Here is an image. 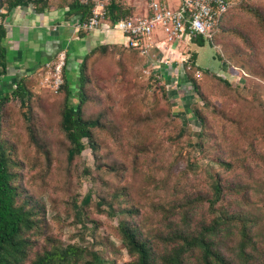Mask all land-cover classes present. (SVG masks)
<instances>
[{"label": "rangeland", "instance_id": "1", "mask_svg": "<svg viewBox=\"0 0 264 264\" xmlns=\"http://www.w3.org/2000/svg\"><path fill=\"white\" fill-rule=\"evenodd\" d=\"M69 1L50 0L60 8ZM228 1L203 46L173 44L153 60L128 47L119 31L103 28L5 39L0 98H9L0 112V144L17 202L35 222L25 232L24 264L67 245L81 248L84 258L128 264L135 257L121 225L159 254L185 222L197 226L224 209L244 213L254 261L264 264V0ZM82 60V112L96 121L94 145L69 159L60 127L63 84L75 105ZM17 81L26 90L23 103L11 95ZM216 179L224 197L210 207Z\"/></svg>", "mask_w": 264, "mask_h": 264}, {"label": "trees", "instance_id": "2", "mask_svg": "<svg viewBox=\"0 0 264 264\" xmlns=\"http://www.w3.org/2000/svg\"><path fill=\"white\" fill-rule=\"evenodd\" d=\"M32 3L36 11H43L54 7L50 0H0V7L7 4L10 7ZM122 0H109L106 6V20L114 25L121 17L130 16L133 11L124 6ZM67 7L66 16L76 15L80 21L85 20L91 11L90 0H71ZM227 12V11H226ZM225 12V13H226ZM225 13L214 29L217 31ZM4 16L1 15V18ZM79 31V30H78ZM85 31V30H84ZM202 35H193L191 41L198 46H203L206 40ZM6 30L0 22V75L7 71V48L3 44ZM129 47V46H128ZM132 50L139 51L133 47ZM141 55V54H140ZM143 56V55H142ZM192 61L195 56L192 55ZM84 60L79 66L78 101L75 105L68 102L71 90L65 80L63 108L61 112L60 127L70 143L68 149L69 159L80 155L86 144L93 148L92 128L96 121L86 119L82 112V105L86 101L83 91L85 82ZM218 79L227 83V80L218 76ZM192 86L197 91V84L192 81ZM26 90L21 81H17L11 92L12 97H17L23 103ZM5 94L0 98V112L8 100ZM196 113V112H195ZM199 121L202 119L199 115ZM86 140V143L84 142ZM13 175L9 169L8 158L0 144V264H24L28 258L30 241L25 232L34 225L30 209L17 202V188L12 183ZM213 196L208 199L209 206L214 207L223 197L222 184L219 179L212 183ZM122 237L128 252L135 258L128 264H257L254 260L253 240L245 230L244 213L237 210H222L211 220H200L197 226L185 222L183 227L177 228L167 237L171 246L164 252L157 253L151 243L143 239L141 234L128 225H121ZM252 245V247L250 246ZM250 247V251L247 247ZM30 264H104V260L97 254L84 258L83 250L74 245L66 247L54 246L37 253Z\"/></svg>", "mask_w": 264, "mask_h": 264}, {"label": "built area", "instance_id": "3", "mask_svg": "<svg viewBox=\"0 0 264 264\" xmlns=\"http://www.w3.org/2000/svg\"><path fill=\"white\" fill-rule=\"evenodd\" d=\"M109 0H90L89 16L74 24L78 30L115 29L126 37V45L148 57L156 41L165 45L191 42L193 35L210 38L221 16L228 10V0H177L169 5L166 0H133L130 5L140 12L121 17L114 25L106 20ZM3 13L0 7V22Z\"/></svg>", "mask_w": 264, "mask_h": 264}, {"label": "crops", "instance_id": "4", "mask_svg": "<svg viewBox=\"0 0 264 264\" xmlns=\"http://www.w3.org/2000/svg\"><path fill=\"white\" fill-rule=\"evenodd\" d=\"M4 16L2 23L6 30V37L3 39L14 40L22 42L27 39V34L31 33H40V36H48L47 33H53V36L58 32L65 33V31H73L74 23L78 18L73 20V16L65 18L67 7H51L43 11H36L34 4L29 3L26 5H18L15 7H10L7 4L2 6ZM60 28V29H59ZM106 29V28H103ZM107 31H118L115 29H106ZM56 31V34L54 33ZM120 32V31H119ZM121 33V32H120ZM122 34V33H121ZM51 36V35H50ZM123 38L126 41V37L122 34ZM153 48L150 51L149 59L153 60L157 54H160L163 50L169 49V45H165L159 40L156 41ZM7 48V56L9 55L8 47L6 43H3ZM173 53V52H172Z\"/></svg>", "mask_w": 264, "mask_h": 264}]
</instances>
